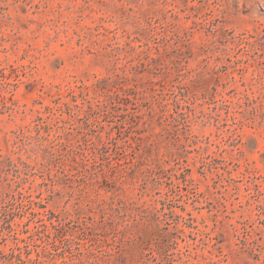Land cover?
<instances>
[{"label":"rangeland","instance_id":"obj_1","mask_svg":"<svg viewBox=\"0 0 264 264\" xmlns=\"http://www.w3.org/2000/svg\"><path fill=\"white\" fill-rule=\"evenodd\" d=\"M0 264H264V0H0Z\"/></svg>","mask_w":264,"mask_h":264}]
</instances>
